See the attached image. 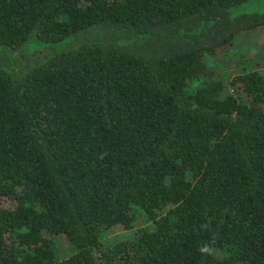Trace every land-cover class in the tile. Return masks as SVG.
<instances>
[{
    "label": "trees",
    "instance_id": "trees-1",
    "mask_svg": "<svg viewBox=\"0 0 264 264\" xmlns=\"http://www.w3.org/2000/svg\"><path fill=\"white\" fill-rule=\"evenodd\" d=\"M255 30L264 0H0V264H264V67L212 60Z\"/></svg>",
    "mask_w": 264,
    "mask_h": 264
},
{
    "label": "rangeland",
    "instance_id": "rangeland-1",
    "mask_svg": "<svg viewBox=\"0 0 264 264\" xmlns=\"http://www.w3.org/2000/svg\"><path fill=\"white\" fill-rule=\"evenodd\" d=\"M259 1H251L245 4L250 9L257 8ZM260 6H263L262 4ZM259 6V7H260ZM258 7V8H259ZM264 40V31L260 32L255 30L253 33H242L233 40L230 49L228 50L226 55H216L212 57V60L223 70V71H231L234 69L237 63L236 69L233 71L234 74L237 73L238 70L242 68H262L264 67V44L262 41ZM43 45L38 47H33L32 49H28L25 52V55L29 53H33L34 50L42 49ZM243 61V62H242ZM262 70V69H257ZM264 108V106H263ZM123 231L116 229L112 231L105 238V244L109 245L112 242L116 241L119 237L123 236Z\"/></svg>",
    "mask_w": 264,
    "mask_h": 264
},
{
    "label": "clouds",
    "instance_id": "clouds-1",
    "mask_svg": "<svg viewBox=\"0 0 264 264\" xmlns=\"http://www.w3.org/2000/svg\"><path fill=\"white\" fill-rule=\"evenodd\" d=\"M201 251H207V249H202Z\"/></svg>",
    "mask_w": 264,
    "mask_h": 264
}]
</instances>
